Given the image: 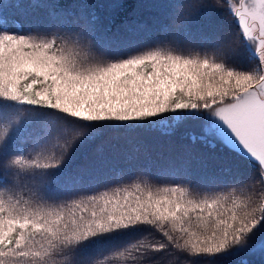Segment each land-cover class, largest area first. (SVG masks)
Segmentation results:
<instances>
[{"label": "snow or ice", "instance_id": "6c2138e0", "mask_svg": "<svg viewBox=\"0 0 264 264\" xmlns=\"http://www.w3.org/2000/svg\"><path fill=\"white\" fill-rule=\"evenodd\" d=\"M216 6L241 46L254 47L257 69L212 37L184 50L185 21L212 5L113 0L104 7L115 15L151 9L154 27L182 22L172 39L163 25L164 39L116 42L102 34L110 29L96 4L31 0L35 18L10 29L4 11L23 5L0 0V264H255L257 255L264 264V193L230 194L264 185V0ZM145 28L126 25L132 36ZM188 125L197 127L192 146H220L255 176L209 181L187 165L113 166L104 181L85 182L67 172L76 151L106 132L172 136Z\"/></svg>", "mask_w": 264, "mask_h": 264}, {"label": "trees", "instance_id": "16d2710c", "mask_svg": "<svg viewBox=\"0 0 264 264\" xmlns=\"http://www.w3.org/2000/svg\"><path fill=\"white\" fill-rule=\"evenodd\" d=\"M5 2L20 3L22 8L9 7L4 11V16L9 21V28L13 20L26 24L28 19L35 16L29 15L30 9L27 7L31 0H5ZM62 3L69 4L75 0H61ZM80 2L96 4L94 9L99 17L102 28L110 29L104 33L110 40L121 42L128 39H135L142 42H151L165 38L162 30L163 25H168L172 29V34L167 39H172L174 33L181 28L182 22L162 20V25H153L154 10L138 9L133 14L121 12L118 15L112 14L110 9L104 5L112 3L113 0H80ZM163 0H129V3H158ZM193 3H204L212 5L210 14L198 16L197 19H188V36L182 38L181 43L185 51L194 50L201 42L202 37H212L220 40L225 50L229 51L233 59L238 63L252 70L258 67V57L253 58L251 50H246L241 46L237 25H235L229 14L221 7L216 6V0H193ZM238 0H228L229 5L237 6ZM42 15V13H37ZM192 16H197L195 9ZM140 23L146 28L138 35L132 36L126 31V25ZM116 45L114 44L113 47ZM203 54V53H202ZM22 118H27L21 114ZM197 131L195 125H188L178 129L172 136L161 135L158 131L140 132L132 135H125L120 132L109 131L98 136L95 140L80 147L71 162L68 164L67 172L72 175H79L87 182L89 179L104 181L111 175V167L131 171L135 168H148L153 172L180 168L187 165L198 174L203 180L227 181L236 174H240L245 179L254 177L256 169L248 162L238 159L234 154L223 150L220 146L212 148L207 145L190 144V134ZM191 148V155L188 153ZM27 154V153H26ZM43 162V161H41ZM162 183H172L171 180ZM195 194V190H193ZM264 193V185L259 183L249 185L244 190L237 189L230 193L233 197L243 198L257 196ZM205 195L204 192L199 193ZM95 252V249L90 250ZM255 264H260V257H253ZM175 264V258L169 261Z\"/></svg>", "mask_w": 264, "mask_h": 264}, {"label": "rangeland", "instance_id": "374dc122", "mask_svg": "<svg viewBox=\"0 0 264 264\" xmlns=\"http://www.w3.org/2000/svg\"><path fill=\"white\" fill-rule=\"evenodd\" d=\"M238 3H239V0H238ZM238 3H237V6H238ZM255 257H259V255L255 256Z\"/></svg>", "mask_w": 264, "mask_h": 264}, {"label": "water", "instance_id": "95a60500", "mask_svg": "<svg viewBox=\"0 0 264 264\" xmlns=\"http://www.w3.org/2000/svg\"><path fill=\"white\" fill-rule=\"evenodd\" d=\"M235 23V22H234ZM235 25H236V23H235Z\"/></svg>", "mask_w": 264, "mask_h": 264}]
</instances>
